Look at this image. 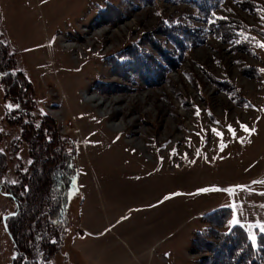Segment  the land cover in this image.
<instances>
[{
	"label": "rangeland",
	"instance_id": "obj_1",
	"mask_svg": "<svg viewBox=\"0 0 264 264\" xmlns=\"http://www.w3.org/2000/svg\"><path fill=\"white\" fill-rule=\"evenodd\" d=\"M212 3L0 0L33 112L76 166L51 264H226L234 200L264 195L253 183L264 181V0ZM7 104L1 93L0 181L11 184L30 157L3 121ZM220 208L225 221L209 216ZM12 211L0 188V264L12 263L2 223ZM259 225L240 226L253 244Z\"/></svg>",
	"mask_w": 264,
	"mask_h": 264
},
{
	"label": "trees",
	"instance_id": "obj_2",
	"mask_svg": "<svg viewBox=\"0 0 264 264\" xmlns=\"http://www.w3.org/2000/svg\"><path fill=\"white\" fill-rule=\"evenodd\" d=\"M182 1L209 9L214 5L212 1L217 0ZM15 61V52L0 25L2 100L19 105L6 110L3 121L19 126L31 161L23 173L15 171L16 183L0 181V188L13 204L11 213H15L4 217L3 226L13 246L11 264H51V258L62 243L67 193L73 184L76 166L73 157L63 153L61 139L55 137L54 129L43 124V119L34 114L31 83L15 68ZM114 69L120 72L117 66ZM4 170V159L0 154V177ZM218 212L226 214L224 221L230 215L229 209L220 208L209 216ZM225 235L226 239L222 238V241L226 240V264H262L261 259L264 262V234H256L255 244L247 239L240 226H232Z\"/></svg>",
	"mask_w": 264,
	"mask_h": 264
},
{
	"label": "crops",
	"instance_id": "obj_3",
	"mask_svg": "<svg viewBox=\"0 0 264 264\" xmlns=\"http://www.w3.org/2000/svg\"><path fill=\"white\" fill-rule=\"evenodd\" d=\"M1 94V92H0ZM248 195H240L238 197V200L236 198L234 203V209L231 210V215L229 220L231 221L233 217L235 216L236 219H238L239 223L235 224L241 227H244L245 224H251V223H264V195L260 193H250L247 192ZM92 228L95 229L92 225H90ZM78 228H81V231L84 230L83 224L81 222L77 226ZM93 235L97 234L96 230H93L91 232ZM81 233H78V236ZM77 240L76 238H74Z\"/></svg>",
	"mask_w": 264,
	"mask_h": 264
},
{
	"label": "snow or ice",
	"instance_id": "obj_4",
	"mask_svg": "<svg viewBox=\"0 0 264 264\" xmlns=\"http://www.w3.org/2000/svg\"><path fill=\"white\" fill-rule=\"evenodd\" d=\"M257 11L258 12H261V13H264V8H261V9H257ZM158 15H159V13H157ZM222 19H226V17H222ZM261 19L262 20H264V15H261ZM246 39H247V37H246ZM257 46L258 47H261V48H264V41H258L257 42ZM261 71H264V69H261ZM5 107L6 108H8L9 110H11L13 107H19V105H12V104H7V105H5ZM245 107H248V105H245ZM197 116H199L200 115V111H199V109H197V111H196V113H195ZM209 115H211V113L209 112ZM217 123H219L218 121H217ZM240 128H241V130L242 131H244V132H246V133H248V135L250 136V135H252L253 133H255V131H256V129L255 128H250L248 125H246V124H240ZM0 131H2V130H0ZM228 131L232 134V136L234 137V138H236V129L235 128H233V126L232 125H228ZM213 132L218 136V137H221V142H220V144H219V148H220V151H223L224 150V148L225 147H227V145L223 142V133L222 132H220L219 130H217V129H213ZM238 139H240V141L243 143L244 142V137H239ZM3 152V149H0V153H2ZM173 154H175V149H173ZM197 155H199V151L197 152ZM195 161H193V163H194ZM29 163H31V161L29 162ZM11 183H16V181H11ZM253 183H264V181H253ZM237 187H243V186H237ZM209 190H213V191H220L221 189H215V188H213V189H207V188H203V189H199L198 191L199 192H207V191H209ZM223 191H227V190H223ZM172 195H180V193H173ZM170 197L169 196H165L164 197V199L165 200H167V199H169ZM10 215H15V213H10ZM122 219H127V217H122ZM230 224H232V225H235V224H238L239 223V221H238V219H236V217L234 216L233 217V219L229 222ZM259 227H260V230L262 231V232H264V225H259ZM252 239H253V241H255V236H252Z\"/></svg>",
	"mask_w": 264,
	"mask_h": 264
},
{
	"label": "water",
	"instance_id": "obj_5",
	"mask_svg": "<svg viewBox=\"0 0 264 264\" xmlns=\"http://www.w3.org/2000/svg\"><path fill=\"white\" fill-rule=\"evenodd\" d=\"M3 221H4V219L2 220V223L4 224V222H3ZM4 229H5V228H4ZM5 231H6V230H5Z\"/></svg>",
	"mask_w": 264,
	"mask_h": 264
}]
</instances>
